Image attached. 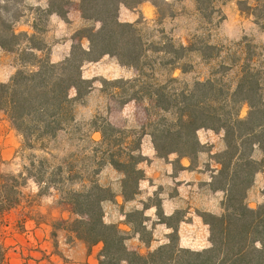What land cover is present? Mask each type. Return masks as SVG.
Here are the masks:
<instances>
[{"label": "trees", "instance_id": "16d2710c", "mask_svg": "<svg viewBox=\"0 0 264 264\" xmlns=\"http://www.w3.org/2000/svg\"><path fill=\"white\" fill-rule=\"evenodd\" d=\"M145 1L79 0L82 17L91 25L82 28L75 36L80 41L73 44L70 55L60 62H52L35 51L43 53L45 49L33 43L34 35L39 31L38 22L32 35L15 30L22 17L20 7L23 0H0V47L9 51L21 50L23 56L21 67L11 79L0 83V109L26 142L31 144L34 140L56 138L75 120V103L93 87L91 80L82 77L85 63L110 55L120 64L141 73L145 65L151 66L147 60L148 51L172 54L177 60L194 49L184 44L177 46L172 39H167L160 47H146L137 22L120 19L122 5L137 8ZM149 1L159 9L162 6L157 0ZM196 1L202 11V0ZM67 4V0H50L47 9L39 8L38 11L47 17L57 12L67 20L64 8ZM238 4L242 12L247 11L241 2ZM263 11L250 13L264 19ZM82 38L89 40L88 48L83 46ZM22 39L29 43L24 48L21 47ZM181 70L186 71L183 67ZM141 76L104 79L103 86L104 90H118L120 105L131 100L151 101L160 111V118L151 122L152 131L146 132L143 128L142 132L129 133L106 120L94 130L101 137L93 152L101 153L104 159L106 156L107 162L125 175L123 195L131 198L135 190L129 192L128 181L136 179L138 182L144 176L138 166L145 159L140 152L144 135L149 133L152 136L160 157L167 158L175 153L179 157L195 159L202 147L198 131L202 128L222 131L225 149L215 154L220 169L213 175L210 187L225 192L223 210L219 214L200 213L210 226L211 245L201 250L185 248L172 236L168 244L148 253L129 249L123 231L104 220L103 202L112 195L105 196L107 190L96 179L89 180L84 189L68 190L64 198L73 204L75 213L80 216L75 226L78 238L91 246L103 243L100 264H264V201L255 208L247 203L255 176L264 168V158L257 160L253 156L255 149L264 154V70L247 62L241 67L234 86L211 76L174 90L157 82L146 83ZM170 80L179 82L176 77ZM84 86L86 90H83ZM72 89L76 90L74 96L71 95ZM244 106L248 110L242 115ZM38 175L35 180L39 184L47 183L44 174L40 172ZM17 179V175L0 170V215L19 200V187L23 182Z\"/></svg>", "mask_w": 264, "mask_h": 264}, {"label": "rangeland", "instance_id": "374dc122", "mask_svg": "<svg viewBox=\"0 0 264 264\" xmlns=\"http://www.w3.org/2000/svg\"><path fill=\"white\" fill-rule=\"evenodd\" d=\"M227 1L202 0V11L199 10L196 0H157L158 3L161 2L162 4L160 9L149 0L143 2L137 8H128L122 5L120 8V19L122 21L137 22V27L146 47L149 45L160 47L166 44L167 39H172L177 46L184 44L194 49L185 52L183 58L177 60L172 54L148 51L147 60H149L151 66L145 65L141 73L135 68L120 64L115 57L110 55H105L98 61L85 63L82 68V77L91 80L93 87L75 103V120L69 124L66 130L61 131L56 138L43 141L34 140L31 141V144L26 142L23 135L18 132L21 135L19 155L22 157V167L16 173L5 170L1 172L17 175L18 182H23L19 189L28 182L29 178L35 180L39 176L38 173L41 172L44 174L43 179L47 183L39 184L35 180L41 186L40 192L48 193L53 191L61 199L67 197L68 190L84 189L89 184V180L96 179L107 190L105 196L112 195L106 200L112 199L116 190L114 182L119 173H123L108 163L106 156L104 159L101 157V153L93 152V148L98 147L97 141L101 137L100 133L94 132L95 128L107 120L117 127L124 128L129 133L142 132L143 128H145L146 132H151V122H155L160 118V111L149 100H131L124 105H120L121 99L118 96V90L112 88L104 90L103 80L131 79L142 74L141 77L144 82H157L166 86L169 90H174L185 84L191 85L196 80H206L211 76L222 79L229 86H234L238 76L241 74V67L247 62L264 70V19L257 18L250 13L251 11L262 13L264 0L260 1V3L257 0H236L239 10V2L247 8L246 12L240 10L239 16L236 15L237 12L233 7L225 9ZM67 2L70 6L66 8L65 5L64 8L73 12L74 9L71 8L73 0H67ZM39 8H41L40 5H37L33 0H23L22 8L20 7L22 18L19 20L20 23L16 24L15 30L18 33H23L24 31H21L22 23H24L22 20L27 19L26 16L30 14L36 15L39 31L34 35L33 43L44 46L45 49L41 55L47 56L50 60L54 48L60 47L67 38V33L68 35L76 36L81 33L80 30L82 28L91 25L90 22L86 21L82 25L71 26V29L66 31H59L60 27L57 23L41 14L38 11ZM17 10L20 12L19 8ZM98 25L97 23L96 26ZM22 40L24 41V39ZM79 41L78 39L73 44ZM24 42L21 46L22 48L29 44L27 40ZM81 42L85 48H88L90 43L87 38H82ZM209 45L214 47L209 48ZM1 48L0 59L4 55L1 52ZM6 51H8L6 56H15L19 59L23 57L21 50ZM173 60L176 61L175 64L171 63ZM174 65L178 68L174 67ZM181 67L186 71L183 72ZM171 77H176L179 82L171 81ZM83 90H86V86L83 87ZM71 95H76L75 89L71 90ZM147 109L149 113H147ZM247 110V106H244L242 115H245ZM161 114L170 116L168 113ZM207 130L202 128L198 131L202 144L201 151L205 153L214 152L211 154L212 158H214L215 154L225 149V147L222 149V146H225L224 134L221 140L218 134L223 133L222 131L216 132L209 129L214 131V133H207ZM146 135L152 138L149 133ZM144 147H147V141L146 144L144 143ZM140 152L142 154L141 149ZM253 156L257 160L264 158V154L260 149H255ZM144 158V160L147 159L145 156ZM61 167H63V172L60 173ZM71 167L72 170H70ZM262 171H264V168ZM69 177L73 178L68 179ZM51 180L54 181L51 182ZM135 180L131 179L128 181L130 193L133 190H137L138 182ZM253 185L248 191L247 203L250 207L255 208L262 203L259 202L261 189L257 187V184L255 186V180ZM206 196H209V193H205L202 198L195 200L197 203L202 204V209H197L199 213L211 212L203 210L204 201H207L211 207L214 205L216 209L218 208L217 199L212 201L210 198L206 199ZM105 201L103 202L104 220ZM71 205L74 212L72 218L58 222L60 226L66 229L69 238L77 236L75 226L76 220L80 218L75 213L72 203ZM222 210L221 202V211L216 214L221 213ZM181 216L182 214L178 212L174 215V219H178ZM132 219L135 223V229L142 231L143 238L148 240L150 231L142 226V222L145 219L143 212L135 210L132 213ZM124 234L127 236V233ZM175 238L178 242L176 236ZM87 244L89 245V243ZM102 248L103 243H101L100 253ZM2 254L3 249L0 245V260ZM98 264H100V254Z\"/></svg>", "mask_w": 264, "mask_h": 264}, {"label": "crops", "instance_id": "0c3cea01", "mask_svg": "<svg viewBox=\"0 0 264 264\" xmlns=\"http://www.w3.org/2000/svg\"><path fill=\"white\" fill-rule=\"evenodd\" d=\"M33 1L43 9H47L50 3V0ZM69 6L68 3L66 8ZM227 7H233L236 15H240L236 0L227 1L226 10ZM71 8L74 11H67V20L57 12L49 15V19L60 27L59 31H66L71 26L76 27L86 22L79 9V0H73ZM26 17L27 19L22 20L24 23L21 31L32 35L36 32L34 26L38 22L37 16L30 14ZM19 23L20 21L16 24ZM76 40L77 37L67 33V38L60 47L54 48L51 60L56 62L64 59ZM35 51L41 54V51ZM1 52L4 55L0 59V83H4L21 67L22 61L15 56H6L8 51L2 48ZM212 132L214 133L207 130V133ZM218 135L222 140L223 133ZM146 141L147 147H144ZM20 145L21 135L12 126L7 114L0 110L1 171H20ZM224 147L223 145L222 149ZM141 151L147 159L139 163L144 176L138 181L137 190L133 197L126 198L123 195L124 174L119 173L114 182L115 196L105 201V222L117 224L127 233L126 244L129 249L141 253H148L168 244L172 236L177 237L181 247L195 250L209 247L210 226L197 211L202 209V204L195 200L209 193L206 199H217L218 208L214 205L211 207L204 201L203 210L213 213L221 211L225 192L210 187L213 175L220 169V165L211 156L214 152L200 151L197 159L179 157L175 153L167 158L160 157L148 135L143 138ZM256 184L261 189L259 202H263L264 171L257 172L255 186ZM40 190L41 186L33 178H29L20 189L18 202L0 215V245L3 249L0 264H98L101 243L89 246L77 236L69 238L66 229L58 224L74 215L71 203L61 199L53 191L41 193ZM135 210L142 211L145 215L142 226L150 231L148 240L143 238L142 231L135 229L132 219ZM178 212L182 216L174 219Z\"/></svg>", "mask_w": 264, "mask_h": 264}]
</instances>
